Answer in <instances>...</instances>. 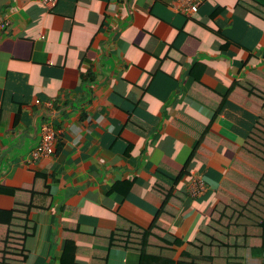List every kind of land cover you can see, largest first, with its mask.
<instances>
[{
    "label": "crops",
    "instance_id": "1",
    "mask_svg": "<svg viewBox=\"0 0 264 264\" xmlns=\"http://www.w3.org/2000/svg\"><path fill=\"white\" fill-rule=\"evenodd\" d=\"M178 5L0 0V218L29 199L37 173L47 207L30 213L23 264H61L73 246L70 260L89 264L120 218L149 227L163 201L153 187L169 173L185 176L165 237L190 241L210 218L215 183L257 120L231 98L219 106L233 82L264 69V0ZM44 121L58 130L55 151L28 163ZM194 176L206 183L199 196ZM139 263L132 251L122 260ZM245 264H264V248Z\"/></svg>",
    "mask_w": 264,
    "mask_h": 264
},
{
    "label": "trees",
    "instance_id": "2",
    "mask_svg": "<svg viewBox=\"0 0 264 264\" xmlns=\"http://www.w3.org/2000/svg\"><path fill=\"white\" fill-rule=\"evenodd\" d=\"M228 98L255 114L257 120L233 163L215 183L218 201L194 238L185 242L165 237L169 232L165 221H173L177 201L183 198L175 187L185 176L169 173L166 175L170 182L161 179L153 187L163 201L151 225L145 228L120 218V224L108 235V251L95 250L89 264H122L130 251L139 253V264H245L250 249L264 248V69H253L245 78L233 82L219 109ZM43 181L44 176L37 173L40 183L32 187L29 199L17 200L6 217L0 218V264H23L27 260L29 240L36 228L30 213L47 208L37 201L45 193ZM6 191L16 195L14 190ZM74 241L69 238V245ZM72 249L67 248L69 257L66 254L61 264H78L70 260L77 254V247Z\"/></svg>",
    "mask_w": 264,
    "mask_h": 264
},
{
    "label": "built area",
    "instance_id": "3",
    "mask_svg": "<svg viewBox=\"0 0 264 264\" xmlns=\"http://www.w3.org/2000/svg\"><path fill=\"white\" fill-rule=\"evenodd\" d=\"M57 0H45L46 3H54ZM179 5L177 10H186L188 12H197L199 9V0H178ZM8 21L0 22V31L4 30ZM38 104L40 100H36ZM50 104V102H48ZM58 135V130L50 123V121H44L41 127L40 140L38 145L33 149L31 157L28 163H35L42 157L50 156L55 151V142ZM205 182L200 176H194L188 186V191L194 196H199L205 192Z\"/></svg>",
    "mask_w": 264,
    "mask_h": 264
}]
</instances>
